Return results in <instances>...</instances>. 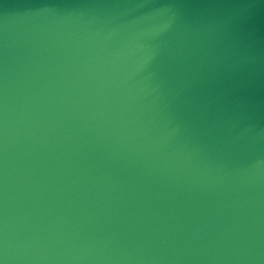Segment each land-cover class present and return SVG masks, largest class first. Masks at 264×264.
<instances>
[{"label": "water", "instance_id": "obj_1", "mask_svg": "<svg viewBox=\"0 0 264 264\" xmlns=\"http://www.w3.org/2000/svg\"><path fill=\"white\" fill-rule=\"evenodd\" d=\"M0 264H264V0H0Z\"/></svg>", "mask_w": 264, "mask_h": 264}]
</instances>
